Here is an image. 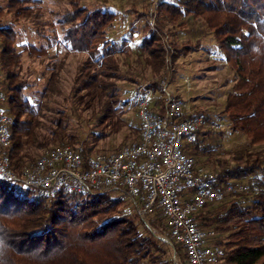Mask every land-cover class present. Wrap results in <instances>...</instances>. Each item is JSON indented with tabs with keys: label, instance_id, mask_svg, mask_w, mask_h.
Masks as SVG:
<instances>
[{
	"label": "trees",
	"instance_id": "trees-1",
	"mask_svg": "<svg viewBox=\"0 0 264 264\" xmlns=\"http://www.w3.org/2000/svg\"><path fill=\"white\" fill-rule=\"evenodd\" d=\"M57 1L67 5L59 21L58 44L64 48V59L85 55L73 78L71 98L76 107L92 112L96 125L81 139L66 133L63 116L49 135H38L43 104L30 92L23 58L46 57L52 39H46V47L18 44L13 25L27 21L41 35L46 25L43 0H0V92L11 119L9 160L16 173L32 166L46 150L69 147L84 158L106 153L98 144L125 126L124 138L137 141L140 126L127 125L125 112L118 107L117 82L123 74L138 70L141 78H137L145 80L147 73L152 82L146 87L162 94L167 60L172 64L189 49H180L175 42L165 44L163 38L166 31L175 36L172 30L183 28L185 17L205 25L234 73L222 110L230 129L246 136L251 145L264 146V0H160L152 26H144L148 34L134 49L127 42L117 46L109 38L115 13L87 9L82 6L85 0ZM7 18L12 23L7 24ZM64 59L50 71L42 98L56 92ZM155 102L160 106L163 100ZM194 113L210 122L204 114ZM213 131L203 128L188 154L217 175L219 186L242 183L256 191L207 206L196 221L216 234L215 244L221 249L218 264H264V153L244 150L230 158L221 156L216 146L205 144ZM113 195L43 199L34 190L0 180V264H174L173 251L179 264H187L179 245L170 247L161 240L167 228L160 212L144 220L128 198L129 210Z\"/></svg>",
	"mask_w": 264,
	"mask_h": 264
},
{
	"label": "built area",
	"instance_id": "built-area-1",
	"mask_svg": "<svg viewBox=\"0 0 264 264\" xmlns=\"http://www.w3.org/2000/svg\"><path fill=\"white\" fill-rule=\"evenodd\" d=\"M162 91L163 103L158 106L150 88L138 89L137 141L87 158L69 147L46 150L20 174L9 160L11 119L2 107L5 96L0 92V180L34 190L43 199L107 192L124 195L141 218L160 212L167 228L161 240L170 247L179 245L187 264H218L221 249L215 244L216 234L201 228L196 215L256 188L242 183L219 186L215 173L196 164L188 149L203 128L219 127L195 114L187 101ZM172 261L179 264L174 251Z\"/></svg>",
	"mask_w": 264,
	"mask_h": 264
},
{
	"label": "rangeland",
	"instance_id": "rangeland-1",
	"mask_svg": "<svg viewBox=\"0 0 264 264\" xmlns=\"http://www.w3.org/2000/svg\"><path fill=\"white\" fill-rule=\"evenodd\" d=\"M159 1L85 0L82 6L90 10L115 13L116 21L109 32V38L117 46L127 42L128 47L134 49L148 34L145 33L144 26H152L151 16ZM41 9L44 13L43 22L46 24L43 27L42 37L27 21H20L19 24L13 25L18 34V44L46 47V39H52V46L47 50L46 57L34 61L25 56L23 58V73L25 79L31 84L30 92L33 94L34 100L43 104L40 110L41 126L38 129V135L40 137L49 135L51 130L56 128L58 120L64 116L67 118L66 133L82 139L95 127V118L91 111H82L75 106L70 92L74 75L85 59V55L70 54L64 59V48L58 44L61 39L59 21L61 15L67 10V5L57 0H43ZM144 14L149 16L145 21L142 18ZM183 22V28L172 30V35L175 34V36L171 37L166 31L163 40L165 44L175 42L178 48L181 49V46H185L189 49L180 52L172 64H170V60H167L169 70L166 77L161 79L162 94H154V100H163L162 89L164 88L170 97L187 101L193 111L208 117L210 122L219 128L213 131L205 144L206 146H216L217 152L221 156L230 158L244 150L264 153V146L251 145L242 133L233 132L226 116L222 113L226 95L233 83L234 73L220 56L221 52L214 37L197 19L185 17ZM6 23H12L11 19L9 18ZM63 59L64 65L59 73L56 92L48 99L42 98L50 71ZM130 62L134 66V61ZM125 70L126 68H122V71ZM146 75L147 79H139L141 77L136 70L134 74H123L122 79L117 82L118 107L125 112L124 118L129 126L139 125L137 116L138 89L146 87L152 82L150 76L147 73ZM127 133L128 129L125 126L119 134L106 137L98 144V147L104 149L106 153L116 151L130 144V141L124 138ZM113 196L122 199L127 210L130 209L129 200L124 195L114 194Z\"/></svg>",
	"mask_w": 264,
	"mask_h": 264
}]
</instances>
